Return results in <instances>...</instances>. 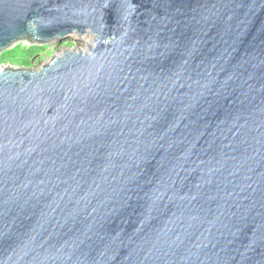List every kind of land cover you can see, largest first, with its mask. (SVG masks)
Masks as SVG:
<instances>
[{"label":"water","instance_id":"water-1","mask_svg":"<svg viewBox=\"0 0 264 264\" xmlns=\"http://www.w3.org/2000/svg\"><path fill=\"white\" fill-rule=\"evenodd\" d=\"M0 264H264V0H0Z\"/></svg>","mask_w":264,"mask_h":264},{"label":"rangeland","instance_id":"rangeland-1","mask_svg":"<svg viewBox=\"0 0 264 264\" xmlns=\"http://www.w3.org/2000/svg\"><path fill=\"white\" fill-rule=\"evenodd\" d=\"M91 41H92V38L87 35L86 39H83V37H73V36L67 37L61 43L51 42L48 44H41V43H36V42L33 43V42H29L28 40L26 41L24 40L21 42V44L24 46H29V45H46L47 46L46 51L37 55L35 60L33 61V64L30 67L33 69H39L45 66L55 55H59L65 48L72 47V48L79 49V50H86L87 46L91 44ZM10 66L13 69H17L19 67L18 65H10Z\"/></svg>","mask_w":264,"mask_h":264},{"label":"trees","instance_id":"trees-1","mask_svg":"<svg viewBox=\"0 0 264 264\" xmlns=\"http://www.w3.org/2000/svg\"><path fill=\"white\" fill-rule=\"evenodd\" d=\"M46 45L24 46L21 43L0 54V65H18L19 67H31L36 56L45 52Z\"/></svg>","mask_w":264,"mask_h":264},{"label":"bare ground","instance_id":"bare-ground-1","mask_svg":"<svg viewBox=\"0 0 264 264\" xmlns=\"http://www.w3.org/2000/svg\"><path fill=\"white\" fill-rule=\"evenodd\" d=\"M71 36H79V35H77V34H74V33H71ZM85 36V35H84ZM83 35H82V37H83V39H86V37H84ZM81 37V36H80ZM89 38V37H88ZM26 41V40H25ZM53 43V42H52Z\"/></svg>","mask_w":264,"mask_h":264}]
</instances>
